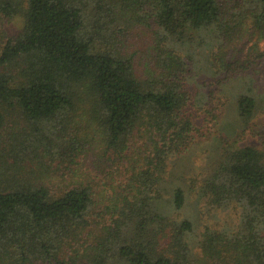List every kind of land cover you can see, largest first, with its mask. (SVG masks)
Listing matches in <instances>:
<instances>
[{
  "label": "trees",
  "instance_id": "obj_1",
  "mask_svg": "<svg viewBox=\"0 0 264 264\" xmlns=\"http://www.w3.org/2000/svg\"><path fill=\"white\" fill-rule=\"evenodd\" d=\"M246 34L264 44V0H0V264H264ZM230 79L242 132L197 167L192 109Z\"/></svg>",
  "mask_w": 264,
  "mask_h": 264
},
{
  "label": "rangeland",
  "instance_id": "obj_2",
  "mask_svg": "<svg viewBox=\"0 0 264 264\" xmlns=\"http://www.w3.org/2000/svg\"><path fill=\"white\" fill-rule=\"evenodd\" d=\"M22 27V22L19 19L12 21L8 24L7 29L10 34L18 32ZM258 41V34L255 35H247L244 36L239 42V45H243L241 57L246 58L250 55L252 58H257L261 52H264V44L259 43L258 47H256L255 43ZM258 51V52H257ZM264 61V58L262 59ZM264 68V64L258 68ZM207 81V86L209 90H216L218 87L215 82L210 79H203L201 83ZM244 84H240L237 79H230L225 81L223 85L220 86L218 92L214 94V104L212 105L213 116L205 113L198 112L197 110L192 109L193 114V122L198 129V133L195 134L200 137L198 139V144L194 146L191 153L189 154V158L187 160H191L195 166H199L197 163L201 160L202 155L205 150L212 146L217 142L219 137H228L235 139L237 136L241 134L243 126L239 122L237 114H236V101L240 94L244 93L246 90ZM189 93L194 98L196 97V87H189ZM219 94L224 96V98H220ZM218 98V100H217ZM258 131H264V108L259 111L256 119L251 123L250 130L247 134L242 135L239 140L241 144L246 145H260V139L254 134ZM90 162L92 159L90 158ZM88 166V163L86 164ZM189 208L196 210L195 206L191 204Z\"/></svg>",
  "mask_w": 264,
  "mask_h": 264
}]
</instances>
